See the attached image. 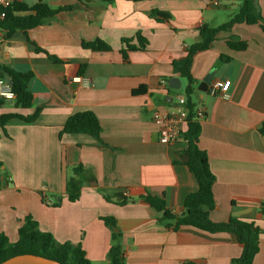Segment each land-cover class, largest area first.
<instances>
[{
  "label": "crops",
  "instance_id": "obj_1",
  "mask_svg": "<svg viewBox=\"0 0 264 264\" xmlns=\"http://www.w3.org/2000/svg\"><path fill=\"white\" fill-rule=\"evenodd\" d=\"M40 1L53 9L72 7L28 31L30 39L49 55L37 52L22 32L5 39L0 31V67L34 75L29 84L32 107L17 108L15 100H8L0 115L27 116L41 109L34 123L13 119L6 132L0 130V161L4 164L0 232L15 243L30 215L42 232L51 233L58 242L80 243L93 264L109 263L113 233L121 235L126 264H231L242 254L234 235L189 226L173 231L168 222L160 221L161 213L140 197L149 193L164 198L169 211L180 215L186 197L197 191V181L184 165L187 143L162 144L153 114L174 111L177 97L185 96L187 82L174 72L172 62L182 59L188 47L200 40L201 26L228 22L242 0L12 3L34 6ZM257 4L264 18V0ZM155 9L169 13L171 20L152 17ZM138 35L147 42L146 48L129 52L124 61L123 40L139 45ZM229 38L247 42V48L231 50ZM97 39L111 46V51L83 48V41ZM222 56L231 60L224 62ZM211 72L207 90H200ZM191 73L195 80L192 102L205 112L199 147L207 153L216 178L217 209L210 219L223 223L234 216L255 221L263 233L253 264H264V135L259 132L264 122L262 26L236 24L221 33L208 50L195 56ZM172 77L180 78L179 90L169 87ZM216 80L231 82L229 99L208 93ZM140 87L145 92L133 93ZM87 110L99 119L101 141L89 134L59 139L66 120ZM77 166L86 175L80 198L70 202L65 184ZM117 192L131 201L120 206L105 199ZM104 217L114 218L116 227H107Z\"/></svg>",
  "mask_w": 264,
  "mask_h": 264
},
{
  "label": "trees",
  "instance_id": "obj_2",
  "mask_svg": "<svg viewBox=\"0 0 264 264\" xmlns=\"http://www.w3.org/2000/svg\"><path fill=\"white\" fill-rule=\"evenodd\" d=\"M103 1L107 4L114 2V0ZM128 1L138 2L142 0ZM71 8V6H65L53 9L41 1L34 6H28L20 2H14L8 7L0 5V14H5V17L0 19V31L4 33L5 39L11 38L16 32H22L27 41L35 46L37 52L48 54L30 39L28 31L40 26L45 19L54 17L62 11L71 10ZM19 13L26 14L21 16ZM151 16L163 22L169 21L172 18L169 13L158 9L153 10ZM236 24H260L264 30V18L259 12L257 0H242L239 3L238 12L228 22L218 27L201 26L198 29L200 40L188 47L187 53L182 59L172 62L174 72L187 82L184 94L187 99L189 117L183 133V140L187 143V148L183 152V155L187 156L184 165L189 168L197 181V191L186 197L184 211L180 215H175L169 211L164 198L147 193L141 196L140 199L161 213L160 221L168 222L172 226L173 231H178L182 227L189 226L209 233H229L234 235L237 243L242 248V254L239 258L233 259L231 264H253L260 250V236L263 233V230L256 225L255 221L244 220L234 216L229 217L223 223H214L210 219V213L217 209L213 194L216 178L210 169L207 153L199 147L201 122L194 120L195 104L192 102L195 80L191 70L195 56L199 52L208 50L221 33L230 31ZM137 39L139 45L131 44V40H123L125 47L121 49V53L124 61L128 60L129 52L146 48L147 42L144 38L138 35ZM227 45L231 50L243 51L247 48L248 44L245 41L229 38ZM82 46L95 52L111 51V46L100 39L93 42L83 41ZM49 58L54 62H62L53 56H49ZM221 60L229 62L231 58L229 56H222ZM2 77H7L11 80L15 93L16 107L22 109L31 108L33 105V94L29 89V84L34 77L33 73H22L12 68L1 66L0 78ZM169 91L172 90L169 89ZM143 92H145V87H140L133 93ZM4 103L5 101L0 99V109ZM40 112L41 109H36L33 114L27 116L19 113L2 114L0 115V130L3 133L6 132V126L13 119L26 123H34L38 119ZM259 132L264 135V122ZM69 134H89L100 142L99 119L95 113L89 110L75 113L62 126L59 139ZM3 165V162L0 161V188L3 186ZM85 175L83 167L77 166L73 169L72 176L66 179L65 194L70 202H75L80 198L81 183ZM105 199L120 206L127 205L131 201L123 192H117L113 197L106 196ZM58 205L59 203L54 204V206ZM261 211L264 215V204ZM102 220L110 229L116 227L114 218L104 217ZM18 236V240L15 243H11L8 237L0 232V263L16 255L35 254L56 260L62 264H93L87 258L80 243L70 241L64 243L58 242L51 233L42 232L38 227V223L30 215L25 217L23 225L18 230ZM112 237L114 244L108 252V264H126L120 243V233H113ZM182 264L196 263L194 261H185Z\"/></svg>",
  "mask_w": 264,
  "mask_h": 264
},
{
  "label": "built area",
  "instance_id": "obj_3",
  "mask_svg": "<svg viewBox=\"0 0 264 264\" xmlns=\"http://www.w3.org/2000/svg\"><path fill=\"white\" fill-rule=\"evenodd\" d=\"M0 5L8 7L12 5V0H0ZM5 17L4 13L0 14V19ZM81 81V78H75ZM89 82H85L88 85ZM164 85H167L163 81ZM231 82L216 80L213 81L208 89V93L215 97H220L224 100L229 99V88ZM0 99L4 101L15 100V93L13 91L10 78H0ZM189 117V109L187 107L186 96H178L176 100V107L174 111H155L153 114V122L158 127L159 141L164 145H174L183 140V133L185 131ZM205 119V112L202 108H194V120L201 122ZM184 141V140H183Z\"/></svg>",
  "mask_w": 264,
  "mask_h": 264
},
{
  "label": "water",
  "instance_id": "obj_4",
  "mask_svg": "<svg viewBox=\"0 0 264 264\" xmlns=\"http://www.w3.org/2000/svg\"><path fill=\"white\" fill-rule=\"evenodd\" d=\"M213 72H211L200 84L199 89L202 91L207 90L209 83L211 82ZM169 87L174 90L181 88V80L178 77H172L169 81ZM184 161L187 160V156H183ZM117 231V229H116ZM0 264H62L56 260L49 259L44 256L35 254H21L13 256Z\"/></svg>",
  "mask_w": 264,
  "mask_h": 264
}]
</instances>
